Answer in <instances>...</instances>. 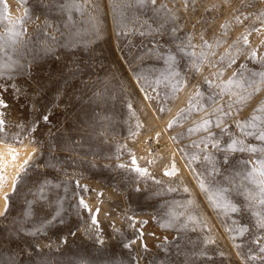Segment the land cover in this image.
Masks as SVG:
<instances>
[{
	"label": "rangeland",
	"instance_id": "374dc122",
	"mask_svg": "<svg viewBox=\"0 0 264 264\" xmlns=\"http://www.w3.org/2000/svg\"><path fill=\"white\" fill-rule=\"evenodd\" d=\"M262 61L264 0H0V140L35 147L0 217V264H264V205L243 178L264 152L226 153L264 148L237 127L264 117ZM213 107L231 112L224 134Z\"/></svg>",
	"mask_w": 264,
	"mask_h": 264
},
{
	"label": "snow or ice",
	"instance_id": "6c2138e0",
	"mask_svg": "<svg viewBox=\"0 0 264 264\" xmlns=\"http://www.w3.org/2000/svg\"><path fill=\"white\" fill-rule=\"evenodd\" d=\"M4 2L6 3V0H4ZM148 3H150L151 5H155L157 0H147ZM27 29L23 28V32H26ZM54 39V38H53ZM252 59H255V53H253ZM170 59H173L170 57ZM234 62V61H233ZM264 62V61H262ZM260 75L264 76V73H261ZM9 79H11L12 77H8ZM205 83L209 86V87H215L212 85L211 81L206 80ZM15 93H21L22 90L19 88H13ZM0 91H7V86L0 84ZM198 96H202L203 93H197ZM209 99H212V97L210 96ZM215 103V100H213V104ZM7 103L6 101L2 98V95H0V107H7ZM208 107H212V105H208ZM219 114V115H218ZM212 116H215L216 119V123L215 126L217 128H219L221 130V134H224L226 131V121H225V117H230L231 116V112L230 111H226L223 107H213L212 108V113L210 114ZM42 119L45 122H48V115H44L42 117ZM260 122V124H264V117H260V116H253L250 120L248 121H240L237 125V127L240 129V132L243 135H247V136H251L254 137L256 140L260 141V142H264V128L260 127V124H258L257 122ZM213 121L211 119H203L202 120V127H203V131L206 132L208 134V138H211L212 140V144L211 146L214 148L219 149L220 148V136H217L215 133L212 132L211 130V125H212ZM5 122L3 119H0V134H2V136H0V138H7V133L5 132ZM172 125L170 124L169 127H171ZM248 129H255V131H249ZM194 129H189V132L193 131ZM19 141V138H16ZM20 143H23V141H19ZM237 143H239L240 145H243V141H237L235 139L231 140V142L227 145L226 147V153L227 152H235V151H240V152H252V153H257V152H264V148L258 149L254 146L249 145L248 147H236ZM14 151V150H13ZM15 158V155H14ZM194 159H196L197 157H193ZM206 159L208 157H205ZM225 163H227V154L225 156ZM248 167L247 169L244 171L243 173V178L250 180L253 183H256L259 187V195H260V199L258 201H256V203L260 204V205H264V179H261L259 181H256L254 179V176L258 173L260 176H264V159H257L256 161V165H259V167H256L252 164L251 161H245L244 162ZM133 164H135V161H133ZM5 166L3 164H0V169H3ZM120 167H125V165H120ZM134 171L137 173H143L146 172V170H142L139 168V166H135ZM175 173H166V175H174ZM139 189H137L138 191ZM230 191V189L228 187H222L220 189H218V195L221 196V198H225V194H227ZM241 195L244 196L245 201H247V205L245 207V210H250L252 207H254L255 205L252 203L253 201L256 200L255 196H252L251 194H248L247 192H241ZM81 206L83 207H87V205L84 203V201L81 199L80 201ZM228 209L231 212H239L241 211V206L240 205H236L231 203V201L227 202ZM89 211H91L89 209ZM255 217H257L256 220V224L254 225V227H256L257 229L261 230V235H257L256 239L254 240V243L259 244L260 243V239L264 238V216H262L259 212H254L252 213ZM95 222V221H94ZM164 227H170V224H165L163 225ZM249 229L247 227H240L237 230V235L239 236H243V234L245 232H247ZM125 247H130V245L125 244ZM145 248L147 247L146 245H144ZM237 247H240V245L238 244ZM259 251L261 253H264V247H260ZM255 258V257H253Z\"/></svg>",
	"mask_w": 264,
	"mask_h": 264
},
{
	"label": "bare ground",
	"instance_id": "6f19581e",
	"mask_svg": "<svg viewBox=\"0 0 264 264\" xmlns=\"http://www.w3.org/2000/svg\"><path fill=\"white\" fill-rule=\"evenodd\" d=\"M34 152L35 147L29 143L16 145L0 140V164L5 166L0 169V217L7 206V195L12 192L17 176L23 171L25 165L31 161ZM6 264H9V262L7 261Z\"/></svg>",
	"mask_w": 264,
	"mask_h": 264
}]
</instances>
